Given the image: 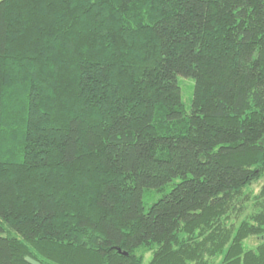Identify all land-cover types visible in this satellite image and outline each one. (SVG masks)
<instances>
[{
  "label": "trees",
  "instance_id": "16d2710c",
  "mask_svg": "<svg viewBox=\"0 0 264 264\" xmlns=\"http://www.w3.org/2000/svg\"><path fill=\"white\" fill-rule=\"evenodd\" d=\"M262 180L264 0H0V264H264Z\"/></svg>",
  "mask_w": 264,
  "mask_h": 264
},
{
  "label": "rangeland",
  "instance_id": "374dc122",
  "mask_svg": "<svg viewBox=\"0 0 264 264\" xmlns=\"http://www.w3.org/2000/svg\"><path fill=\"white\" fill-rule=\"evenodd\" d=\"M179 86L181 88V96H182V102L186 109H189L191 105V100H192V94H193V82L191 80H184V79H179ZM264 185V180L256 183L252 187L253 195H257L261 188ZM151 204V203H148ZM246 245L250 248L256 246L258 244V240L255 238H250L246 242ZM144 255V263L143 264H148L150 260V255L147 252L143 253Z\"/></svg>",
  "mask_w": 264,
  "mask_h": 264
},
{
  "label": "water",
  "instance_id": "95a60500",
  "mask_svg": "<svg viewBox=\"0 0 264 264\" xmlns=\"http://www.w3.org/2000/svg\"><path fill=\"white\" fill-rule=\"evenodd\" d=\"M25 262L27 263V264H39V263H37L36 261H34V260H32L31 258H25Z\"/></svg>",
  "mask_w": 264,
  "mask_h": 264
}]
</instances>
